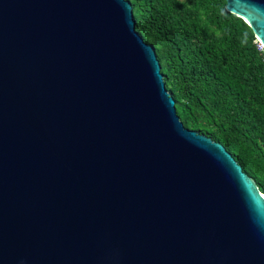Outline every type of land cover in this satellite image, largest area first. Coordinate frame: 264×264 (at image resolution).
<instances>
[{
    "label": "water",
    "instance_id": "water-1",
    "mask_svg": "<svg viewBox=\"0 0 264 264\" xmlns=\"http://www.w3.org/2000/svg\"><path fill=\"white\" fill-rule=\"evenodd\" d=\"M226 2L264 46V0ZM0 264H264V194L129 0H0Z\"/></svg>",
    "mask_w": 264,
    "mask_h": 264
},
{
    "label": "trees",
    "instance_id": "trees-1",
    "mask_svg": "<svg viewBox=\"0 0 264 264\" xmlns=\"http://www.w3.org/2000/svg\"><path fill=\"white\" fill-rule=\"evenodd\" d=\"M129 1L185 127L223 144L264 194V55L252 28L226 0Z\"/></svg>",
    "mask_w": 264,
    "mask_h": 264
},
{
    "label": "built area",
    "instance_id": "built-area-1",
    "mask_svg": "<svg viewBox=\"0 0 264 264\" xmlns=\"http://www.w3.org/2000/svg\"><path fill=\"white\" fill-rule=\"evenodd\" d=\"M258 49L263 53L264 55V46L258 41Z\"/></svg>",
    "mask_w": 264,
    "mask_h": 264
},
{
    "label": "clouds",
    "instance_id": "clouds-1",
    "mask_svg": "<svg viewBox=\"0 0 264 264\" xmlns=\"http://www.w3.org/2000/svg\"><path fill=\"white\" fill-rule=\"evenodd\" d=\"M221 14H223V9H221ZM245 42H246V40L241 41V43H245Z\"/></svg>",
    "mask_w": 264,
    "mask_h": 264
}]
</instances>
